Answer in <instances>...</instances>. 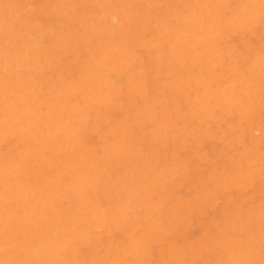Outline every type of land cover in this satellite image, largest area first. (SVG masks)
<instances>
[{
    "label": "bare ground",
    "instance_id": "6f19581e",
    "mask_svg": "<svg viewBox=\"0 0 264 264\" xmlns=\"http://www.w3.org/2000/svg\"><path fill=\"white\" fill-rule=\"evenodd\" d=\"M264 0H0V264H260Z\"/></svg>",
    "mask_w": 264,
    "mask_h": 264
},
{
    "label": "snow or ice",
    "instance_id": "6c2138e0",
    "mask_svg": "<svg viewBox=\"0 0 264 264\" xmlns=\"http://www.w3.org/2000/svg\"><path fill=\"white\" fill-rule=\"evenodd\" d=\"M260 264H264V260H262V261L260 262Z\"/></svg>",
    "mask_w": 264,
    "mask_h": 264
}]
</instances>
